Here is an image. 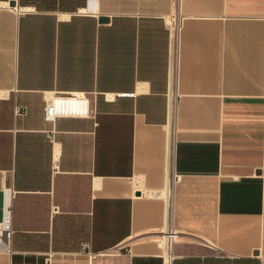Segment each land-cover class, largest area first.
I'll return each instance as SVG.
<instances>
[{"label":"crops","instance_id":"crops-1","mask_svg":"<svg viewBox=\"0 0 264 264\" xmlns=\"http://www.w3.org/2000/svg\"><path fill=\"white\" fill-rule=\"evenodd\" d=\"M10 1L0 264H264V0ZM76 91L87 116L44 119Z\"/></svg>","mask_w":264,"mask_h":264},{"label":"built area","instance_id":"built-area-1","mask_svg":"<svg viewBox=\"0 0 264 264\" xmlns=\"http://www.w3.org/2000/svg\"><path fill=\"white\" fill-rule=\"evenodd\" d=\"M173 31L177 32V26L172 27ZM176 43H172L170 61L171 64L176 63ZM15 114H25L28 109L26 105H15ZM89 114V99L83 91L69 92V93H44V109L43 116L45 120L54 121L57 117L73 116L85 117ZM257 177L264 183V164L257 169ZM13 212H12V192L10 188L4 191V201L2 206V220L0 222V249L9 247L13 237ZM168 249L175 238V234L166 232L164 234ZM87 244L81 246V251H87ZM120 246L113 247L109 253L119 254ZM89 258L93 254L86 253ZM167 264H170L171 256L168 253L166 257Z\"/></svg>","mask_w":264,"mask_h":264},{"label":"water","instance_id":"water-1","mask_svg":"<svg viewBox=\"0 0 264 264\" xmlns=\"http://www.w3.org/2000/svg\"><path fill=\"white\" fill-rule=\"evenodd\" d=\"M9 5L12 6V7L16 6V1L11 0V1L9 2ZM107 21H108V17H106V16H102V15H98V16H97V22H99V23H105V22H107Z\"/></svg>","mask_w":264,"mask_h":264},{"label":"trees","instance_id":"trees-1","mask_svg":"<svg viewBox=\"0 0 264 264\" xmlns=\"http://www.w3.org/2000/svg\"><path fill=\"white\" fill-rule=\"evenodd\" d=\"M79 1H80V2H79V3H80V7H83L84 4H85V1H86V0H79Z\"/></svg>","mask_w":264,"mask_h":264}]
</instances>
